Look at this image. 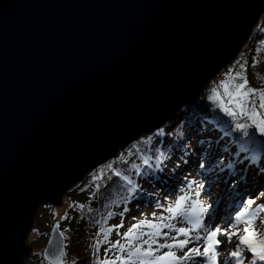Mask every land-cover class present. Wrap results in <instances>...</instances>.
Here are the masks:
<instances>
[{
  "label": "water",
  "instance_id": "95a60500",
  "mask_svg": "<svg viewBox=\"0 0 264 264\" xmlns=\"http://www.w3.org/2000/svg\"><path fill=\"white\" fill-rule=\"evenodd\" d=\"M263 16L264 0H0V264L26 263L43 205L196 104Z\"/></svg>",
  "mask_w": 264,
  "mask_h": 264
},
{
  "label": "snow or ice",
  "instance_id": "6c2138e0",
  "mask_svg": "<svg viewBox=\"0 0 264 264\" xmlns=\"http://www.w3.org/2000/svg\"><path fill=\"white\" fill-rule=\"evenodd\" d=\"M229 77L231 79H229ZM221 110L233 120L247 118L251 124L236 123V128L249 136L247 129L254 127L264 136V87L253 88L249 85L246 75V66L239 64V70L234 74L230 70L218 87L212 88L209 97ZM162 157H157L156 167H159ZM143 164L148 165L149 159H144ZM107 168L117 177L127 182L129 197L137 191L133 180L114 170L112 164ZM103 173L93 176L97 180ZM195 185V186H193ZM187 191L181 188L175 201L163 208L167 215L156 216L154 220L141 219L133 224L121 235V240L110 241L109 234L112 229L101 228L97 236L103 239L95 240L93 244L94 264H258L264 262V204H256L254 199H246L230 218L227 227L211 226L206 224L204 217L211 204L201 199L203 183L196 184L191 181L187 184ZM99 188V185H97ZM255 205V207H254ZM158 207H163L157 205ZM84 210L83 204L76 205ZM92 211L91 208L88 209ZM55 215V213H54ZM109 218L112 213H108ZM68 218L67 214L62 219ZM186 226H177V223ZM259 221V222H257ZM116 229L123 224L113 226ZM58 228V226H57ZM149 231H143V229ZM56 231V229H54ZM64 232L58 233V251H53L57 261L65 255L64 246L60 241ZM108 244L104 249V258L99 256L100 245ZM191 245V246H190ZM115 252L114 256L109 253ZM250 253V258L246 255ZM47 255V254H46ZM75 264V261H73Z\"/></svg>",
  "mask_w": 264,
  "mask_h": 264
},
{
  "label": "trees",
  "instance_id": "16d2710c",
  "mask_svg": "<svg viewBox=\"0 0 264 264\" xmlns=\"http://www.w3.org/2000/svg\"><path fill=\"white\" fill-rule=\"evenodd\" d=\"M261 40H264V16L255 27L244 49L231 66V69H235L242 62L250 69L253 63L255 64V61H257L255 58L258 56L259 42ZM212 83L220 84L217 80H213ZM254 86L252 87L257 89L262 88ZM205 97H202V100L196 104L183 108L162 128L142 137L139 141L122 151L117 157L108 161L97 172L98 174L103 173L99 179L93 180V176L98 174L93 175L86 184L78 188L79 190L77 189L74 195L65 197V203L61 210L57 207L51 208L53 214L55 213L54 220L60 221L61 228L67 238L66 264H73V261H75V264H94L93 244L95 240L103 239L102 235L97 236L96 234L100 232L101 228H111L109 240L113 241V234L116 229L113 227L115 225L114 222L118 220V215L125 207V204L130 200L141 198V196L151 195L149 190L138 184L139 180L142 178L149 181L155 178L159 179L160 173L164 177L167 172L166 166L177 163L178 158L181 157V152H187L190 146H192L194 141L191 137H193L194 131L201 133L205 129L206 131L210 130L218 134L219 131L226 133L231 130L235 132L237 130L235 126L237 122L246 123V118L233 120L232 117L226 114L222 119L219 116L215 117V112L211 109V106L214 105L212 102H209L213 100L206 99ZM204 108H207L209 114L204 113ZM220 120H222L221 123ZM246 137L243 138L245 139ZM230 138L233 143L239 140L238 135H230ZM243 138L240 141H245ZM261 139L258 138L257 141L261 146H264V142ZM261 146L260 149L255 151L257 155L264 153ZM157 157H162L159 167H156ZM232 157L233 154H228L225 160L229 161ZM250 157L251 155L248 152L240 155V158H243L245 162L250 160ZM144 159H149L148 165L143 164ZM108 164H112L114 170L120 171L123 175L129 176L133 180L137 185V191L134 195L128 196L127 188L129 186L127 182L121 177L115 176L107 168ZM252 170L254 171L255 167ZM157 173L159 176H156ZM97 185H99V188H97ZM81 204L85 206L84 210L76 207V205ZM89 208L92 209L91 212L88 211ZM109 212L112 213L110 218L108 216ZM66 214L68 218L62 219ZM40 234H45V232L40 231L39 227L35 228L32 231L30 240L35 239ZM108 246L106 243L100 245L99 256L101 258H104V249ZM35 253L42 255V252L39 253V251ZM44 264L49 263L46 261Z\"/></svg>",
  "mask_w": 264,
  "mask_h": 264
},
{
  "label": "rangeland",
  "instance_id": "374dc122",
  "mask_svg": "<svg viewBox=\"0 0 264 264\" xmlns=\"http://www.w3.org/2000/svg\"><path fill=\"white\" fill-rule=\"evenodd\" d=\"M238 58V57H237ZM236 58V59H237ZM236 59L228 66L224 71H222L214 80H217V82H221L222 80H225L226 74L230 71L231 66L234 64ZM257 61H255V64L253 63L252 67L248 69L246 67V75L249 81V85L252 86H258V87H264V40H261L259 42V51H258V56L255 58ZM243 63V62H242ZM232 70V69H231ZM239 70V66L236 67L235 69L232 70L233 74L235 71ZM229 79H231L229 77ZM208 83L205 85L204 89L201 92V95L199 97V101L202 100V97L206 96V99H209V97L212 95V88L213 87H218V84L214 83ZM254 86V87H255ZM207 93V94H205ZM212 100V99H211ZM212 102L214 106H211L213 111L215 112V117H221L224 118L226 115L225 113L221 110V108L218 106V102ZM210 107V106H209ZM204 113L209 114L207 108L203 109ZM246 118V117H245ZM247 119V118H246ZM221 121V120H220ZM247 124H251L250 120H245ZM204 130V129H203ZM248 132L250 133L249 137V143L244 147L242 145V138H238V142L234 141V144L237 145H232V142L229 141V143L226 145L224 151H222L223 154H227L228 152H231L233 148H245L248 153L253 154L255 151L260 149L261 144L258 143V141L255 140V136H258V138L262 137V142H264V136H261L254 127H249ZM198 133V132H197ZM196 131L193 132V137L192 140H194L192 146L188 149L186 153L183 151L181 152V158L178 159L180 164H175L171 167H167L166 170L168 171V176H166L164 179H160L159 183L154 182V179L152 181H148L147 179H140L138 184H140L142 187H144L146 190H149L150 196L147 195V198L152 200L150 204H147L146 202H141V201H135V200H130L125 204V207L122 209L121 213L118 215V220L115 223V225L118 224H123V227L119 229H115V232L113 234V242L116 240H121L122 243H125L121 239V235L128 230L133 224L137 223L141 219H150L154 220L155 218L153 217V213H156V216L160 215H167V213L163 212V208L167 207L170 203L175 201L177 196L179 194H182L179 190L181 188H184L185 191H187V184L191 181H195L196 184L203 183L204 188L201 191V199L204 198V195H206L207 192V186H209L208 180H203L201 175L205 173V171H217V173H225L223 181L226 177H233L234 179L230 181H226L225 186L223 187L224 190H229L233 192H238V194L235 196L236 197V207L231 211L230 217H227L226 220L222 219V216L220 219H217L215 222L210 223L211 226H221V227H227V223L230 222V218L234 215V213L238 210L242 202L246 199H256V204L261 203L264 204V153H259V155H256V160L257 162H248L246 164H242L244 167L241 169L239 168L238 165H241L238 160L240 159L237 155L235 154V157L233 156L232 159H230L229 162L223 161V163L218 164L221 160V155L220 152L216 153V141L221 140V135L218 134L217 132H209L208 134L204 132L202 133L201 136L202 138H207L206 141L202 142L201 136H196L197 135ZM215 134L217 136L216 141L214 140L213 137H215ZM228 134H231V132H228ZM234 134L237 135H243V132L239 129L235 131ZM234 136V135H233ZM211 138V139H210ZM257 138V139H258ZM228 139V138H227ZM262 150L264 151V146H261ZM251 150V151H250ZM122 152V151H121ZM120 152V153H121ZM119 153V154H120ZM118 154V155H119ZM198 157V161L193 165L194 168L190 170L191 167H189L190 159L192 157ZM253 160V158H252ZM96 168L92 172H90L80 183H78L75 187L70 189L64 196V201L65 197L69 195H74L75 192L77 191L78 188H80L82 185L86 184L87 181L95 174H98L97 172L102 169L103 166ZM192 165V164H191ZM232 166L231 169H234L233 172H230L226 169V167ZM253 167H257L252 172ZM189 170V171H185ZM260 170V171H259ZM260 173V174H259ZM210 174V173H209ZM232 174V175H231ZM263 174V175H262ZM244 176V178L242 177ZM173 178H178L180 181L174 180L173 183L174 185L166 190V193L163 195L161 194V191L163 189V185L166 182H168L170 179ZM222 184L219 183L218 181H213L210 184L211 192H215L218 189H220ZM195 186V185H193ZM208 187V188H209ZM79 190V189H78ZM234 194H229L228 197H220L218 198L216 204L222 203L223 206L229 205L231 202V199L233 198ZM65 203V202H64ZM214 204L211 209H214L216 206ZM64 205V204H63ZM62 206H54L53 204H48V205H43L37 215L36 219V224L34 226V229L39 227L40 231H44L45 234H40L38 235L35 239H31L30 237L32 233L30 234V237L28 239V243L30 246L33 247V252L30 255V257L26 260L25 264H44L45 259L43 257V252L45 247L47 246L51 230L53 229L55 223L57 221L54 220L55 215L53 214L52 207H57L58 209L61 210ZM157 205H161L163 207H158ZM211 210L208 211V213L205 215L204 220L205 222L207 221V217ZM39 215H41L39 217ZM261 217L264 218V213H261ZM174 223H177L176 221H173ZM259 222V221H257ZM39 225V226H37ZM178 226H186V225H181L178 224ZM33 229V230H34ZM143 231H149V229L145 228ZM191 246V245H190ZM39 251L42 252L41 254H36L35 252ZM110 256H114L115 252L109 253ZM246 255L250 258L251 254L246 253ZM258 264H264V262H258Z\"/></svg>",
  "mask_w": 264,
  "mask_h": 264
},
{
  "label": "bare ground",
  "instance_id": "6f19581e",
  "mask_svg": "<svg viewBox=\"0 0 264 264\" xmlns=\"http://www.w3.org/2000/svg\"><path fill=\"white\" fill-rule=\"evenodd\" d=\"M249 143V139H246L245 141H242V145L244 147H246V145H248ZM198 157H192L190 159V163L188 164L190 168V170L192 168H194V164L198 161L197 159ZM192 164V165H191ZM186 172L189 171V170H185ZM260 171V170H259ZM210 173V174H209ZM260 174V173H259ZM225 173H217V171H208L207 170L205 171V173H203L201 175L202 179L203 180H208V183H209V186L211 184V182H213L214 180L215 181H218L219 183H221L222 187L220 189H218L217 191L215 192H211V188L209 186H207V192H206V195H204V200H206L208 203L211 204V207L216 204V202L218 201L217 199L220 198V197H228V195L230 194H234L233 195V198L231 199V203L227 206H223L222 203H219V205L217 206V208H214V209H211V207L209 208V210H211V212L209 213L208 217H207V221L205 222L206 224H210L212 222H215L217 219H220L221 216H222V219L223 220H226L227 217H230V213L231 211L236 207V195L238 194V192H233L232 191H229V190H224L223 187L225 186L226 184V181H232L234 178L231 176V177H226L223 181H221V179H223ZM263 175V174H262ZM244 178V176H242ZM176 180V181H180V179H176V178H173V179H170L168 182L164 183V184H160V185H163V189L161 191V194H165L166 193V190L170 189L174 183L173 181ZM156 182V181H154ZM159 183V182H158ZM209 187V188H208ZM218 204V203H217ZM208 210V211H209ZM179 223H177V226H178Z\"/></svg>",
  "mask_w": 264,
  "mask_h": 264
}]
</instances>
